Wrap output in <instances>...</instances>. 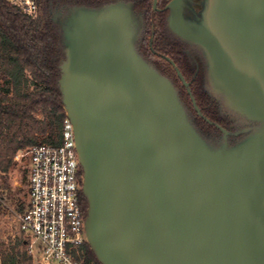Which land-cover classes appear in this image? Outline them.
Segmentation results:
<instances>
[{"label": "water", "instance_id": "water-1", "mask_svg": "<svg viewBox=\"0 0 264 264\" xmlns=\"http://www.w3.org/2000/svg\"><path fill=\"white\" fill-rule=\"evenodd\" d=\"M182 1L168 5V28L199 51L209 95L236 121L233 133L215 124L221 143L139 55L130 4L54 19L85 240L100 264H264V0H202L185 16Z\"/></svg>", "mask_w": 264, "mask_h": 264}, {"label": "trees", "instance_id": "trees-1", "mask_svg": "<svg viewBox=\"0 0 264 264\" xmlns=\"http://www.w3.org/2000/svg\"><path fill=\"white\" fill-rule=\"evenodd\" d=\"M92 1L37 0L36 13L28 15L6 0H0L1 174H6L14 167L16 164L14 157L18 153L41 144L60 143L66 113L58 81L61 74L60 63L65 56L60 29L52 17L59 11H63L64 14L69 7H101L93 6ZM162 26L151 18L145 25L147 36L162 32ZM153 47L157 48L155 43ZM169 69L175 75L174 70L171 67ZM189 77L191 73L188 76L185 74L187 80ZM176 82L182 91V95L179 96L181 102L189 109L196 126L204 136L218 131L215 124L225 127L234 123L231 115L221 114L218 102L202 91L199 81L191 86L190 95L180 80L176 79ZM191 96L202 116L213 124L196 113ZM80 174L82 175V171ZM80 203L83 216L86 217L87 201L82 192ZM18 210L22 211V208ZM18 247H24L21 240L8 252L1 250V264H32L31 257L26 251H19ZM79 251L82 252L84 262L100 264L86 241L80 246Z\"/></svg>", "mask_w": 264, "mask_h": 264}, {"label": "built area", "instance_id": "built-area-1", "mask_svg": "<svg viewBox=\"0 0 264 264\" xmlns=\"http://www.w3.org/2000/svg\"><path fill=\"white\" fill-rule=\"evenodd\" d=\"M6 1L28 15L38 8L37 0ZM23 153L28 155L27 202L23 211L13 216L27 253L36 257L38 264H89L79 251L86 241L85 217L80 203L81 168L70 120H63L58 145L33 146L14 160Z\"/></svg>", "mask_w": 264, "mask_h": 264}, {"label": "flooded vegetation", "instance_id": "flooded-vegetation-1", "mask_svg": "<svg viewBox=\"0 0 264 264\" xmlns=\"http://www.w3.org/2000/svg\"><path fill=\"white\" fill-rule=\"evenodd\" d=\"M98 1H100L99 4ZM172 1L173 0H93L91 4L93 6H104L116 2L130 4L133 11L140 17L142 22V29L136 43V49L139 55L172 83L179 96L182 95V91L177 87L176 79L181 81L188 95L191 94L190 88L193 83L198 81L200 82L202 91L209 94L206 84L204 62L201 54L194 46L179 39L168 28V18L171 13L168 5ZM201 2L202 0H183L181 6L183 15L185 16V13L189 14V8L198 12L201 8ZM62 13L63 11H59L53 14L52 18L55 19ZM151 18L155 19L158 24L163 25V31L155 34L152 33L151 37H148L145 25ZM167 41L172 43H168ZM153 43H155L157 48L153 47ZM169 67L174 70L175 75H173ZM190 73L191 77L187 80L185 74L188 76ZM181 78L187 83V86L183 84ZM187 110L189 111V109ZM232 120L234 123L231 125H226L225 127L221 126L229 133L235 132L234 129H236L237 125L233 117ZM209 135L218 138L220 136L222 137V132L218 130L211 132ZM233 138L234 137L231 135L228 136V142Z\"/></svg>", "mask_w": 264, "mask_h": 264}, {"label": "rangeland", "instance_id": "rangeland-1", "mask_svg": "<svg viewBox=\"0 0 264 264\" xmlns=\"http://www.w3.org/2000/svg\"><path fill=\"white\" fill-rule=\"evenodd\" d=\"M220 112L222 115H229L223 109H220ZM206 137L212 142L221 143V136L214 138L208 135ZM234 141L235 138L231 139V141L229 140V143L231 144ZM14 161L16 164L6 174L0 173V200H2L0 201V251L7 252L10 248L16 246L17 241L20 240L13 215L14 213H21L27 202V153H23V156H19V159ZM18 208H22V211H19ZM18 248L19 251H26L27 253L25 246ZM29 256L32 264H38L36 257Z\"/></svg>", "mask_w": 264, "mask_h": 264}]
</instances>
